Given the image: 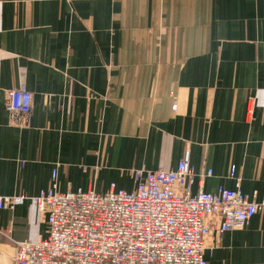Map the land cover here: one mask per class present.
Masks as SVG:
<instances>
[{
    "label": "crops",
    "instance_id": "crops-1",
    "mask_svg": "<svg viewBox=\"0 0 264 264\" xmlns=\"http://www.w3.org/2000/svg\"><path fill=\"white\" fill-rule=\"evenodd\" d=\"M32 93L27 124L6 94ZM173 96H172V94ZM174 97V98H173ZM199 188L264 193V0H0V190H131L130 170L174 169ZM46 235L29 200L0 208V264ZM207 264L264 262V211L210 233Z\"/></svg>",
    "mask_w": 264,
    "mask_h": 264
},
{
    "label": "built area",
    "instance_id": "built-area-1",
    "mask_svg": "<svg viewBox=\"0 0 264 264\" xmlns=\"http://www.w3.org/2000/svg\"><path fill=\"white\" fill-rule=\"evenodd\" d=\"M31 108L26 86L7 92L10 122L26 125ZM129 173L133 187L128 191L112 183L105 192H60L55 173L51 185L36 196H7L0 190V208L29 199L46 216L43 238L14 241L13 264H207L210 233L242 228L264 211V193H244L232 164L228 176L235 180L233 188L192 193L195 178L201 181L212 170L196 172L188 151L174 169L135 168Z\"/></svg>",
    "mask_w": 264,
    "mask_h": 264
}]
</instances>
